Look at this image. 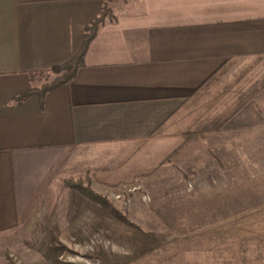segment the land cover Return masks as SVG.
Wrapping results in <instances>:
<instances>
[{
  "label": "crops",
  "instance_id": "1",
  "mask_svg": "<svg viewBox=\"0 0 264 264\" xmlns=\"http://www.w3.org/2000/svg\"><path fill=\"white\" fill-rule=\"evenodd\" d=\"M107 3L0 0V247L34 245L40 238L29 231L50 230L64 198L91 223L89 201L68 183L92 188L87 175L113 161L98 152L139 146L155 157L162 149L152 146L199 118L209 131L215 115L200 116L199 105L223 102L264 63V0H132L135 9L113 11L101 26L72 80L42 94ZM257 81L254 97L233 89L234 118L218 110L212 131L264 134ZM254 142L241 147L255 151L249 159L232 145L236 167L264 166V141Z\"/></svg>",
  "mask_w": 264,
  "mask_h": 264
},
{
  "label": "rangeland",
  "instance_id": "2",
  "mask_svg": "<svg viewBox=\"0 0 264 264\" xmlns=\"http://www.w3.org/2000/svg\"><path fill=\"white\" fill-rule=\"evenodd\" d=\"M108 4L115 13L135 9L132 0ZM259 64L255 75H243L241 85L229 87L223 102L199 105L200 116L215 115L209 131L201 132L199 118L168 145L152 146L162 149L155 157L139 146L98 152L113 161L87 177L111 208L89 201L87 223L76 213L80 207L64 198L50 230L29 231L40 239L26 248L0 247V264H264V166L236 167L232 149L240 144L238 151L249 159L255 151L241 147L264 141V134L229 125L212 131L218 110L234 118V88L253 94L260 87L253 82L264 79L258 74L264 63Z\"/></svg>",
  "mask_w": 264,
  "mask_h": 264
},
{
  "label": "trees",
  "instance_id": "3",
  "mask_svg": "<svg viewBox=\"0 0 264 264\" xmlns=\"http://www.w3.org/2000/svg\"><path fill=\"white\" fill-rule=\"evenodd\" d=\"M110 1V0H109ZM113 9L107 3L99 16L87 27L85 36L83 38V43L79 51L74 55V57L64 64L62 67L55 68V72H60L63 75L57 78L54 82L49 85L43 87L42 94L47 93L53 89H56L60 86L68 84L72 78L75 76L78 67L83 63L86 51L88 49L89 44L96 37L99 29L102 25H104L108 18H112ZM72 189L76 190L79 194H81L86 200L100 205L104 208H111V205L107 199H105L102 195L96 193L89 184H84L83 181L71 182L68 183Z\"/></svg>",
  "mask_w": 264,
  "mask_h": 264
}]
</instances>
